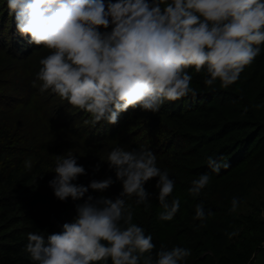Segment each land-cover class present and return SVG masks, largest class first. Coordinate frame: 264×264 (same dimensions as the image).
<instances>
[{
  "label": "clouds",
  "instance_id": "9594fccd",
  "mask_svg": "<svg viewBox=\"0 0 264 264\" xmlns=\"http://www.w3.org/2000/svg\"><path fill=\"white\" fill-rule=\"evenodd\" d=\"M6 8L21 38L49 50L39 60L33 87L39 82L42 94L87 113L84 123L93 128L115 125L129 110L154 114L167 102L196 100L192 72L203 73L209 88L219 82L227 89L264 45V0H6ZM100 162L114 178L85 186L75 183L87 174L76 156L56 155L55 175L48 181L54 197L83 202L59 231L27 234L24 252L32 264H183L191 249L161 244L153 255L152 236L133 222V203L147 206L146 184L152 180L163 209L158 219L172 221L180 209L179 198L169 202L175 181L157 166L156 155L116 146ZM207 166L218 175L230 165L209 156ZM25 167L31 170V162ZM210 179L208 172L200 174L189 195L199 196ZM117 182L121 190L115 197L103 195ZM89 190L100 195L86 196ZM238 206L234 197L229 211ZM207 215L197 204V228L206 226Z\"/></svg>",
  "mask_w": 264,
  "mask_h": 264
},
{
  "label": "trees",
  "instance_id": "16d2710c",
  "mask_svg": "<svg viewBox=\"0 0 264 264\" xmlns=\"http://www.w3.org/2000/svg\"><path fill=\"white\" fill-rule=\"evenodd\" d=\"M0 9V264H32L24 252L27 234L59 231L75 215V204L83 202L54 197L48 181L55 175L56 155L76 156L87 174L75 183L86 186L92 179L114 178L100 160L116 146L151 150L157 166L175 181L168 199L181 203L172 221L158 219L163 209L155 180L146 184L151 193L147 206L133 203V222L152 236L153 255L163 244L191 249L183 264H246L251 255L264 264V45L227 89L219 82L205 86L203 73L190 69L196 100L167 102L154 114L129 110L117 124L101 122L93 128L84 123L87 113L42 94L39 82L33 87L39 60L49 50L29 45L16 33L6 0H0ZM209 156L223 157L229 168L212 173ZM98 162L100 170L94 172ZM205 172L211 176L208 186L197 197L189 195L191 182ZM120 190L117 182L103 195L115 197ZM234 197L239 206L230 212ZM197 204L211 213L200 228L201 221L194 220Z\"/></svg>",
  "mask_w": 264,
  "mask_h": 264
},
{
  "label": "rangeland",
  "instance_id": "374dc122",
  "mask_svg": "<svg viewBox=\"0 0 264 264\" xmlns=\"http://www.w3.org/2000/svg\"><path fill=\"white\" fill-rule=\"evenodd\" d=\"M60 100V99H59ZM245 209H243L244 211ZM261 217L264 219V208L262 209L261 211ZM250 262L251 264H259V260L257 259H254L253 258V261H252V255L250 256V258L248 259V261L246 263Z\"/></svg>",
  "mask_w": 264,
  "mask_h": 264
},
{
  "label": "built area",
  "instance_id": "2783aa9c",
  "mask_svg": "<svg viewBox=\"0 0 264 264\" xmlns=\"http://www.w3.org/2000/svg\"><path fill=\"white\" fill-rule=\"evenodd\" d=\"M260 247H261V248H264V241L261 242ZM246 264H250V262H248V263H246Z\"/></svg>",
  "mask_w": 264,
  "mask_h": 264
}]
</instances>
